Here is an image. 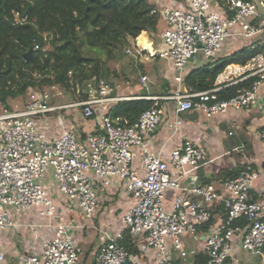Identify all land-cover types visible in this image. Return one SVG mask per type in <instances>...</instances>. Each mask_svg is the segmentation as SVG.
<instances>
[{"label": "built area", "instance_id": "1", "mask_svg": "<svg viewBox=\"0 0 264 264\" xmlns=\"http://www.w3.org/2000/svg\"><path fill=\"white\" fill-rule=\"evenodd\" d=\"M160 4L166 22L164 47L151 55L171 64L178 88L172 95L145 97L153 103L135 122L113 119L105 107L99 118L100 132L84 134L61 126V133L52 136L41 129L42 119L58 125L57 112L66 108H81L83 117L89 119L95 105L120 101L121 97L110 96L111 87L105 81H100L96 98L53 104V94L62 93L53 85L32 92L24 108L0 112V231L14 225L10 209H38V216L49 219L47 226L52 228L47 239L39 233L34 236L41 240V248L23 253L21 264L83 263L84 250L76 243L72 225L41 183L48 172L58 191L82 211L89 228L95 227L103 203L100 186L110 189L118 179L121 190L134 203L119 215L120 227L105 232L91 264H176L197 254L205 256V264H226L234 242L256 257L264 255V171L249 165L234 178L199 181L195 172L208 162L192 140L173 148L167 158L150 142L164 118V101L174 100L177 114L196 110L208 118L252 104L264 82L262 54L226 65L209 90L184 87L183 79L198 54L213 59L227 43L264 44V0H171ZM127 53L136 57L131 49ZM251 77L258 80L250 89L229 99L219 97L222 89ZM141 80L146 84L148 77ZM181 124L177 119L173 125ZM261 139L264 143V129ZM259 181L263 198L254 199L251 192ZM219 205L223 212L216 214V223L202 232V238L198 226L211 221ZM128 232L141 246L143 258L129 253L122 244ZM185 234L196 236L201 249L186 248ZM4 257L0 253V263Z\"/></svg>", "mask_w": 264, "mask_h": 264}, {"label": "trees", "instance_id": "2", "mask_svg": "<svg viewBox=\"0 0 264 264\" xmlns=\"http://www.w3.org/2000/svg\"><path fill=\"white\" fill-rule=\"evenodd\" d=\"M164 1L171 0H0V106L4 107L3 111L12 110L8 109L11 100L26 97L27 103L32 92H43L53 85L80 101L88 100L93 93L99 94L100 81L111 75L109 61L122 58L123 48L132 41L136 43L143 32L152 36L157 33L162 18L160 3ZM230 45L238 49L231 48V53H220L213 59L203 57V64L186 71L184 87L209 90L226 65L264 55V44L257 41ZM31 49L33 53L26 58ZM257 79L251 77L228 86L219 91V97L232 98L239 91L250 89ZM152 103L143 98L123 99L105 107L111 118L133 123ZM94 111L91 118L101 112ZM94 132H100L99 127ZM245 168L222 170L214 179L234 178ZM221 212L223 208L219 205L211 221L198 226L199 231L205 232L214 225L216 214ZM122 244L129 253L144 257L141 246L129 232ZM205 262V256L196 255L194 264Z\"/></svg>", "mask_w": 264, "mask_h": 264}, {"label": "crops", "instance_id": "3", "mask_svg": "<svg viewBox=\"0 0 264 264\" xmlns=\"http://www.w3.org/2000/svg\"><path fill=\"white\" fill-rule=\"evenodd\" d=\"M165 28L166 24L164 29ZM163 32L164 30L161 31L159 29L158 23L157 33L153 35L154 38L152 39L154 41L151 40L148 47L143 46L145 52L149 53L150 57H152L151 53L160 51L164 47ZM144 34L148 35L149 33L144 32ZM137 43L139 46L141 45L138 39ZM230 44L232 43H227L225 45L224 49L221 51V55L231 53L238 49L236 45ZM231 48L232 51L230 50ZM139 52L138 54L135 53L138 58ZM153 57L152 60H148L149 63H145L146 73L141 76V78L145 75L148 77V82L146 84L140 80L137 82L132 81L124 88L117 87L115 91L111 87L110 96L121 97V100H127L172 95L178 88L177 84L175 85L174 83V70L167 60L163 59L165 62L162 61V63H160L162 58L158 55ZM198 59L199 61L196 63L195 61L190 62L187 72L204 63L202 55H200ZM112 92H114V94H112ZM92 97H99V94L93 93L90 98ZM111 104L113 105L115 103L95 105L94 110L96 109L97 112H101L100 114H96L93 118H90V120H87V122H84V118H74L78 126L75 125V122L72 120L67 119L69 117L66 118V124H62L61 126H64L62 128L66 129H74L79 133H95L96 127L98 128L99 125L101 126L99 122L100 115L105 111V106H110ZM163 104L165 111L164 118L150 138L151 147L156 152L161 153L165 158L168 157L173 148L177 147L185 140H192L201 149L203 146L208 147V158H206L208 162L207 165L202 166L195 172V177H197L199 181L208 182L207 180L211 178L213 180L210 182H217L219 180L214 178L216 175L220 174L222 170L233 171L241 166L247 167L250 165L251 167L259 168L264 171V143L261 139V132L264 129V82L258 88L256 98L251 105L242 110H229L226 113L215 115L212 118L206 117L201 112L187 111L177 114L176 102L174 100L164 101ZM99 106H101V109ZM177 119L182 120L180 126L173 125ZM40 126L44 132L52 136L59 135L62 130L61 126H51V122L45 119L41 120ZM135 153L137 156L139 155L138 150H136ZM41 183L48 189L50 195L60 206V213L64 214L68 223L72 225L76 243L84 250L82 264H91L100 246L104 243L105 232L107 230L113 232L120 227L121 223L119 219L116 221L117 217L114 216L117 209H122L123 212L134 204L124 191L121 190L118 179L113 180V186L110 189H104L100 186L99 192L103 202L107 203L117 200L116 206L118 205V208L114 210L113 208H108L110 206H104L102 209L100 208L98 211V215L100 214L98 218L102 219L105 216L107 225H104L102 222L98 224V229L94 231L95 228H89V222L87 224L82 222V211L70 204L63 194L58 191L51 172H48L44 176ZM251 196L254 199L263 198V194L261 193V181H259L252 190ZM109 211L113 215V219L111 218L112 216H107ZM10 214L14 221V225L4 231H0V253L5 255L4 260L0 264H21L20 259L23 253L38 252L41 248V240L34 239V236L39 233L43 239H47L51 236L52 228L47 226L50 222L49 219H43L38 216V209L29 210L21 217H19V214L13 209H11ZM53 222H55V220H53ZM117 222H119V224H117ZM42 224H46L45 227L42 228ZM94 237H97V240H95ZM201 237L203 238L202 232ZM198 242L197 249H201L202 244L200 241ZM175 257H177V254ZM195 257L196 256H190L188 261L179 259L177 264L195 263ZM231 262L232 260H229L228 264Z\"/></svg>", "mask_w": 264, "mask_h": 264}, {"label": "rangeland", "instance_id": "4", "mask_svg": "<svg viewBox=\"0 0 264 264\" xmlns=\"http://www.w3.org/2000/svg\"><path fill=\"white\" fill-rule=\"evenodd\" d=\"M165 24H166L165 19L162 17L159 20V29L161 31L165 30L164 29ZM48 37L49 36L47 35V38ZM142 37L144 40H147L148 44H150L151 40L154 38V36H152L151 34L147 35V34H144V32L139 36V38H142ZM152 41H154V40H152ZM128 49H131L134 54L135 53L138 54V52L140 50L139 58L134 57V56H133L134 58H132L131 57L132 55H129L127 53ZM122 54H123L122 58H120V59L119 58L118 59L112 58L108 63L109 69L111 71V75H110V77L105 78V80L107 81V83L112 88H117V87H123L124 88L128 85V83H131L132 81H135V82L140 81L141 76L144 73H146V69H145L146 64L145 63H149L148 60H152V58H154L153 56L150 57L149 53L145 52V49L142 46V44L139 46L137 42L135 43L133 41L131 42V44H129L128 46L123 48ZM102 56H104V55H102ZM199 57H200V54H198V56L195 59H193V61H195V63L198 62ZM162 61H164V60L161 59L160 63H162ZM141 82H142V80H141ZM60 91H62V89H60ZM26 100H27L26 97H20V98H17L15 100H11L9 102L8 109H12V110L13 109H22V108H24V106L26 104ZM76 101H80V100L74 99L72 97V95H70V93L66 94L64 91H62V93H60V94H58V93L53 94V102L52 103L53 104H67V103H74ZM3 108L4 107L0 106V112L3 111ZM57 114L60 115V117L58 118V121H57L59 126H61L62 124H66V118L67 117H69L67 119H70L73 122H75V125H77V126H78V123L76 120H74V118H77V119L82 118L83 119L82 113H80L79 108L78 109L66 108L62 112H57ZM87 120H89V119L84 118V122H87ZM208 150H209L208 147H205V146L202 147V151L204 152L205 159L208 158ZM116 202H117V200L114 202L113 201L107 202V203L103 202L101 204V209L104 208V206L105 207L110 206L108 208H113V210L117 209L118 205L116 206ZM10 211H11V209H10ZM16 212L19 214V217H21L24 213H27L28 211L27 210H20V211H16ZM121 212H122V209H119V208L115 212L114 216L117 217L116 221H118L119 215ZM99 215L97 214L95 221H94V226H95L94 231H96V229H98V224H100L102 222L104 225H107L105 222L106 221L105 216L101 219V218H98ZM107 216H112L111 218L113 219V215L111 214L110 211L107 213ZM81 219H82V222H84L85 224L88 223V220H86V218L84 216H82ZM117 224H119V222H117ZM91 239H93V238H91ZM94 239L97 240V237H94ZM182 240L185 243V247L188 249H193V248L198 247L199 242L197 241L196 236H193L191 234H185L182 237ZM255 257L256 256L253 253L243 250L237 242H234L232 244V252H231V255H230V258L228 259V261L232 260V262L230 264H254V263L263 264L264 263V255L261 257L259 256L258 258H255ZM254 259H257V260H254ZM228 261L226 264H228Z\"/></svg>", "mask_w": 264, "mask_h": 264}, {"label": "water", "instance_id": "5", "mask_svg": "<svg viewBox=\"0 0 264 264\" xmlns=\"http://www.w3.org/2000/svg\"><path fill=\"white\" fill-rule=\"evenodd\" d=\"M138 42H141V39L138 37ZM33 53V50L31 49L27 54H26V58H28L31 54ZM262 251L264 252V245L262 247Z\"/></svg>", "mask_w": 264, "mask_h": 264}, {"label": "bare ground", "instance_id": "6", "mask_svg": "<svg viewBox=\"0 0 264 264\" xmlns=\"http://www.w3.org/2000/svg\"><path fill=\"white\" fill-rule=\"evenodd\" d=\"M141 44L142 46H147V47L149 46V44L147 43V40H144L143 37L141 38Z\"/></svg>", "mask_w": 264, "mask_h": 264}]
</instances>
